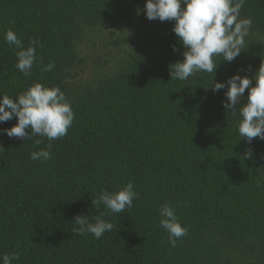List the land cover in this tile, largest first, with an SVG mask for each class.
I'll list each match as a JSON object with an SVG mask.
<instances>
[{
  "label": "trees",
  "instance_id": "trees-1",
  "mask_svg": "<svg viewBox=\"0 0 264 264\" xmlns=\"http://www.w3.org/2000/svg\"><path fill=\"white\" fill-rule=\"evenodd\" d=\"M145 3L0 0V94L15 97L35 82L58 86L74 111L67 135L51 142L0 133V255L18 256L11 264H264V140L242 138L239 116L223 106L227 89L209 88L214 76L251 78L259 68L264 0L241 8L240 18L252 20L241 54L232 62L216 57V74L186 81L170 76L185 51L175 22L147 19ZM8 29L25 47L38 41L28 77L4 40ZM105 33L109 59L83 56ZM50 62L54 69L41 72ZM88 67L91 78L81 81ZM49 143L51 159L30 158ZM129 181L140 196L103 217L111 231L100 239L74 232L76 215L94 222L106 211L91 199ZM164 203L188 230L176 247L160 227Z\"/></svg>",
  "mask_w": 264,
  "mask_h": 264
},
{
  "label": "clouds",
  "instance_id": "clouds-1",
  "mask_svg": "<svg viewBox=\"0 0 264 264\" xmlns=\"http://www.w3.org/2000/svg\"><path fill=\"white\" fill-rule=\"evenodd\" d=\"M246 0H146L143 12L149 20L174 21L173 31L183 46V59L170 64L171 80L186 81L197 73L216 74V57L232 62L242 52L245 38L251 29V18H240L241 8ZM4 40L9 47H15L16 68L28 77L37 63L36 45L33 40L25 47L15 31L8 29ZM175 50V49H174ZM221 61V60H220ZM219 61V64H220ZM43 64V61H40ZM55 62L41 68V72L52 71ZM253 80L255 84H253ZM214 92L227 89L224 102L225 110H231L232 116H239L237 130L239 135L251 144L253 138L264 140V59L250 78L248 75L234 74L225 82L214 80L209 87ZM248 94L245 97V91ZM239 105V106H238ZM18 118V122L0 133L9 138L31 139L34 136L45 137L49 142L67 135L74 120L71 102L58 86H47L35 82L15 97L0 94V123ZM31 133V135H29ZM42 141L35 140L39 145ZM51 143L47 149L33 151V161L51 159ZM245 158H251V150ZM139 192L134 190V183L129 181L117 190H102L97 198L91 199L92 205H103L105 212L89 220L88 215H76L73 223L78 225L74 232L78 235L92 234L100 239L113 224L103 217L120 214L133 206ZM160 227L168 233V242L172 247L187 234L175 209L164 203L159 209ZM16 255H0V264H11Z\"/></svg>",
  "mask_w": 264,
  "mask_h": 264
},
{
  "label": "rangeland",
  "instance_id": "rangeland-1",
  "mask_svg": "<svg viewBox=\"0 0 264 264\" xmlns=\"http://www.w3.org/2000/svg\"><path fill=\"white\" fill-rule=\"evenodd\" d=\"M108 36V33H105V35H103L100 40L94 39V42H96L98 45L96 48L92 47V44L85 46V48H83V56H89L91 59L93 58H100V61L102 60V63L105 62L107 59L106 56H108L109 52H111V50L108 49H102L103 48V39L106 38ZM92 63V60L90 61ZM90 67H92V64L90 65ZM88 67L85 69L84 72L80 73V80L81 81H87L89 78H91L92 72H91V68ZM114 67L115 68V64H111L110 68Z\"/></svg>",
  "mask_w": 264,
  "mask_h": 264
}]
</instances>
